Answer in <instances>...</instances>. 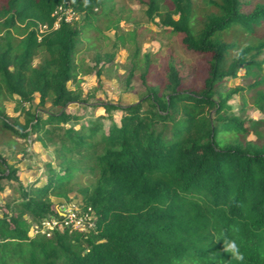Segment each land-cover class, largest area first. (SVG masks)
I'll return each mask as SVG.
<instances>
[{"label": "trees", "instance_id": "trees-1", "mask_svg": "<svg viewBox=\"0 0 264 264\" xmlns=\"http://www.w3.org/2000/svg\"><path fill=\"white\" fill-rule=\"evenodd\" d=\"M65 1L82 23L40 32ZM143 4L149 19L203 60L185 72L169 65L166 78L151 84V56L140 66L136 47L126 83L140 68L144 94L125 106L102 103L109 118L121 112L104 131L98 121L66 125L79 116L65 110L86 103L69 82H76L83 31L103 0H0V132L10 136L0 140L9 151L0 152V193L12 188L0 203V264H264V143L247 138L255 124L264 127V0ZM241 68L250 75L228 86ZM35 94L40 106L50 100L59 110L43 116L22 106L23 123L7 115L5 100L31 103ZM234 95L241 113L252 107L263 117L253 122L233 112ZM31 134L55 147V165L47 162L44 178L25 184L10 158L13 140ZM79 174L90 177L77 191L95 229L29 236L54 212L51 198L69 199ZM231 243L235 254L226 250Z\"/></svg>", "mask_w": 264, "mask_h": 264}, {"label": "rangeland", "instance_id": "rangeland-1", "mask_svg": "<svg viewBox=\"0 0 264 264\" xmlns=\"http://www.w3.org/2000/svg\"><path fill=\"white\" fill-rule=\"evenodd\" d=\"M144 0H103V9H98V15L91 18L89 26L83 31L82 43L79 45L80 52L76 56L77 76L76 82H69V87L74 89L78 85L86 103H70L65 110L79 116L76 122L70 121L66 125L75 128L90 126L92 122L102 123L104 131L108 130L111 123H119L121 112L112 110L109 118L104 111L102 103H114L121 106L136 102L144 94L143 85L139 79L140 68L133 70V77L126 83V76L131 69L130 60L135 48L138 47V63L141 66L143 56L150 54L152 61L150 80L151 84H157L166 78L169 65L189 71L202 62L203 57L190 53L183 47L180 37L171 34L165 28L153 22L145 14L146 5ZM170 0H164L169 2ZM196 5H203L204 0H193ZM107 14V15H105ZM105 15V16H103ZM157 20V18H156ZM117 26V28H116ZM112 54L111 57L109 55ZM109 57V58H108ZM38 58L35 62H38ZM100 69L97 76L96 70ZM251 71L241 68L239 78L230 79L227 85L230 87L243 82L246 75ZM17 96L8 98L4 102L8 116H17L21 123L25 115L21 111L29 109L31 113L43 116L48 112H56L59 108L53 107L50 100L40 106L38 94H35L31 103H19ZM241 99L234 95L228 103L232 111H239ZM247 120L258 121L263 116L252 107H248L241 113ZM103 116L102 119L97 117ZM253 124V123H252ZM254 130L248 135V139L264 143L263 125H254ZM2 142L9 141L10 136L0 132ZM15 141V152L10 158L17 168V174L25 184L44 178L46 163H55V147L42 146L35 140V134L29 135L25 141ZM7 143V142H5ZM7 144H0V152L8 156ZM20 149H25L21 152ZM55 165V164H54ZM74 191L70 192L69 199H81L77 188L87 185L90 177L79 174L73 178ZM10 185H15L10 182ZM12 195V188L5 186L4 192L0 193V203L6 201ZM53 202L68 201L60 198H51Z\"/></svg>", "mask_w": 264, "mask_h": 264}, {"label": "built area", "instance_id": "built-area-1", "mask_svg": "<svg viewBox=\"0 0 264 264\" xmlns=\"http://www.w3.org/2000/svg\"><path fill=\"white\" fill-rule=\"evenodd\" d=\"M52 15L55 16L52 27H48L46 24L40 25V32L50 28H57L61 21L71 25L82 23V13L74 10L68 1L56 6ZM95 224L94 212L90 209H85L81 199L58 201L54 205V212L44 217L40 222L33 224L29 229L28 235H44L48 237L55 231L63 230L88 233L95 229Z\"/></svg>", "mask_w": 264, "mask_h": 264}, {"label": "clouds", "instance_id": "clouds-1", "mask_svg": "<svg viewBox=\"0 0 264 264\" xmlns=\"http://www.w3.org/2000/svg\"><path fill=\"white\" fill-rule=\"evenodd\" d=\"M228 251H232L234 254L236 253V245L234 243H231L228 245V248L226 249ZM238 259H242V256H237Z\"/></svg>", "mask_w": 264, "mask_h": 264}]
</instances>
